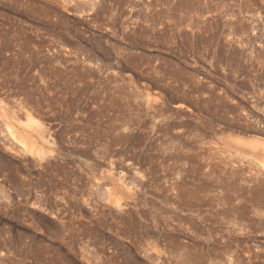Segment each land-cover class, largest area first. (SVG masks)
<instances>
[{"label": "rangeland", "instance_id": "1", "mask_svg": "<svg viewBox=\"0 0 264 264\" xmlns=\"http://www.w3.org/2000/svg\"><path fill=\"white\" fill-rule=\"evenodd\" d=\"M262 147L264 0H0V264H264Z\"/></svg>", "mask_w": 264, "mask_h": 264}, {"label": "bare ground", "instance_id": "2", "mask_svg": "<svg viewBox=\"0 0 264 264\" xmlns=\"http://www.w3.org/2000/svg\"><path fill=\"white\" fill-rule=\"evenodd\" d=\"M28 121H29V120H28ZM33 122H34V121H33ZM31 123H32V122H31ZM246 143H247V142H246ZM251 145H252V146H257L258 144L253 142ZM263 148H264V147H262V149H263ZM263 157H264V155H263ZM263 161H264V159H263ZM263 161H262V162H263ZM263 163H264V162H263ZM263 163H262V164H263Z\"/></svg>", "mask_w": 264, "mask_h": 264}]
</instances>
